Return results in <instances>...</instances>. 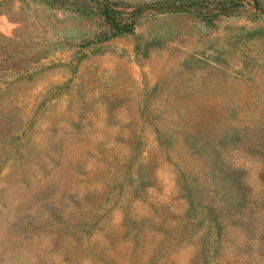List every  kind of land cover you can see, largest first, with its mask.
<instances>
[{
    "label": "rangeland",
    "instance_id": "1",
    "mask_svg": "<svg viewBox=\"0 0 264 264\" xmlns=\"http://www.w3.org/2000/svg\"><path fill=\"white\" fill-rule=\"evenodd\" d=\"M0 264H264V0H0Z\"/></svg>",
    "mask_w": 264,
    "mask_h": 264
},
{
    "label": "trees",
    "instance_id": "2",
    "mask_svg": "<svg viewBox=\"0 0 264 264\" xmlns=\"http://www.w3.org/2000/svg\"><path fill=\"white\" fill-rule=\"evenodd\" d=\"M88 1H90V0H88ZM96 4H99L100 6H102V8L107 7V6H105V4L102 3L101 1H97ZM103 14H104V13H103ZM104 15H105V14H104Z\"/></svg>",
    "mask_w": 264,
    "mask_h": 264
}]
</instances>
